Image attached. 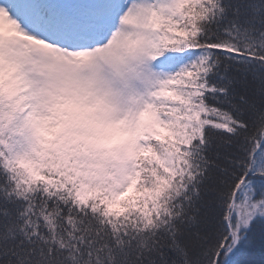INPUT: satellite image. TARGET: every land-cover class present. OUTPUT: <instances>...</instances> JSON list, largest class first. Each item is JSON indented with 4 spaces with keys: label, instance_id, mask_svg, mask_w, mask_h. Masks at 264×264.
<instances>
[{
    "label": "snow or ice",
    "instance_id": "snow-or-ice-1",
    "mask_svg": "<svg viewBox=\"0 0 264 264\" xmlns=\"http://www.w3.org/2000/svg\"><path fill=\"white\" fill-rule=\"evenodd\" d=\"M0 264H264V0H0Z\"/></svg>",
    "mask_w": 264,
    "mask_h": 264
}]
</instances>
